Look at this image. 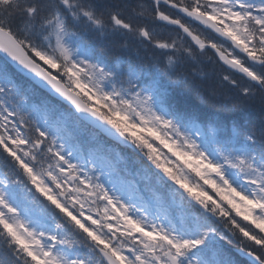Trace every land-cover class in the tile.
Listing matches in <instances>:
<instances>
[{
	"label": "snow or ice",
	"instance_id": "obj_1",
	"mask_svg": "<svg viewBox=\"0 0 264 264\" xmlns=\"http://www.w3.org/2000/svg\"><path fill=\"white\" fill-rule=\"evenodd\" d=\"M0 264H264V0H0Z\"/></svg>",
	"mask_w": 264,
	"mask_h": 264
},
{
	"label": "trees",
	"instance_id": "obj_2",
	"mask_svg": "<svg viewBox=\"0 0 264 264\" xmlns=\"http://www.w3.org/2000/svg\"><path fill=\"white\" fill-rule=\"evenodd\" d=\"M210 88H215V90H219V86L212 84V85H208L204 87V91L207 92ZM217 92V91H216ZM195 97L193 96V104H200V98L199 96L194 92ZM218 98H220L222 95H220L219 93H217ZM259 109H260V105L259 102H256L254 105L250 106L247 108V111L252 113L254 116H258L259 115Z\"/></svg>",
	"mask_w": 264,
	"mask_h": 264
},
{
	"label": "rangeland",
	"instance_id": "obj_3",
	"mask_svg": "<svg viewBox=\"0 0 264 264\" xmlns=\"http://www.w3.org/2000/svg\"><path fill=\"white\" fill-rule=\"evenodd\" d=\"M223 95L227 96L225 93H224ZM223 95H222V96H223Z\"/></svg>",
	"mask_w": 264,
	"mask_h": 264
}]
</instances>
